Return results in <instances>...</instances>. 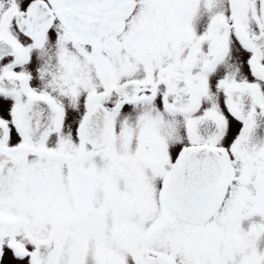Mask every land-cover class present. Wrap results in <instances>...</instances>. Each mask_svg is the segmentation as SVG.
Returning a JSON list of instances; mask_svg holds the SVG:
<instances>
[{
    "label": "snow or ice",
    "instance_id": "1",
    "mask_svg": "<svg viewBox=\"0 0 264 264\" xmlns=\"http://www.w3.org/2000/svg\"><path fill=\"white\" fill-rule=\"evenodd\" d=\"M0 264H264V0H0Z\"/></svg>",
    "mask_w": 264,
    "mask_h": 264
}]
</instances>
